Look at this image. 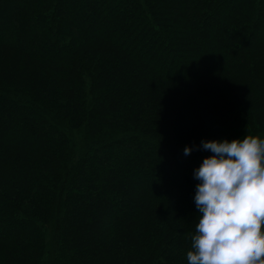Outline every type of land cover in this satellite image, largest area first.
I'll list each match as a JSON object with an SVG mask.
<instances>
[{
    "label": "trees",
    "instance_id": "trees-1",
    "mask_svg": "<svg viewBox=\"0 0 264 264\" xmlns=\"http://www.w3.org/2000/svg\"><path fill=\"white\" fill-rule=\"evenodd\" d=\"M246 135L264 0H0V264H188L202 141Z\"/></svg>",
    "mask_w": 264,
    "mask_h": 264
},
{
    "label": "clouds",
    "instance_id": "clouds-1",
    "mask_svg": "<svg viewBox=\"0 0 264 264\" xmlns=\"http://www.w3.org/2000/svg\"><path fill=\"white\" fill-rule=\"evenodd\" d=\"M194 171L199 210L188 264H264V139L202 141ZM192 149L185 147L184 154Z\"/></svg>",
    "mask_w": 264,
    "mask_h": 264
}]
</instances>
